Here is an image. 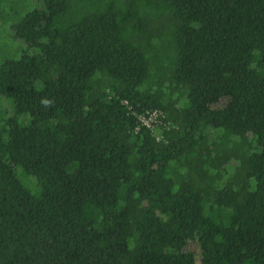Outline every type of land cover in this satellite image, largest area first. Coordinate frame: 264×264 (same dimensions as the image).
<instances>
[{
    "label": "trees",
    "instance_id": "trees-1",
    "mask_svg": "<svg viewBox=\"0 0 264 264\" xmlns=\"http://www.w3.org/2000/svg\"><path fill=\"white\" fill-rule=\"evenodd\" d=\"M37 1L0 0V264H264V0Z\"/></svg>",
    "mask_w": 264,
    "mask_h": 264
},
{
    "label": "rangeland",
    "instance_id": "rangeland-1",
    "mask_svg": "<svg viewBox=\"0 0 264 264\" xmlns=\"http://www.w3.org/2000/svg\"><path fill=\"white\" fill-rule=\"evenodd\" d=\"M14 6H15L14 11H18V10L23 11V12H20V17H22L27 12L37 8L38 1L37 0H14ZM3 7H4L3 9L5 10V12L9 13V10H10L9 4L4 3ZM15 45L16 43L13 40V37L11 36L10 23H3V21H0V56L12 55L13 52L16 51L14 48ZM6 110H8V114L9 113L11 114L10 107H7ZM18 173H20V171H18ZM30 191L32 193H35V190H30ZM187 249L194 252L196 256H198L199 250L194 243L189 244Z\"/></svg>",
    "mask_w": 264,
    "mask_h": 264
},
{
    "label": "built area",
    "instance_id": "built-area-1",
    "mask_svg": "<svg viewBox=\"0 0 264 264\" xmlns=\"http://www.w3.org/2000/svg\"><path fill=\"white\" fill-rule=\"evenodd\" d=\"M158 117L159 114L157 112H146L144 115L139 116L138 120L142 126L154 132L155 127L158 126V124L160 123Z\"/></svg>",
    "mask_w": 264,
    "mask_h": 264
}]
</instances>
